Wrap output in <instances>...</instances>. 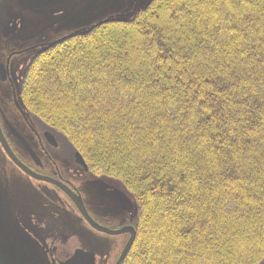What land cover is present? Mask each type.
Returning a JSON list of instances; mask_svg holds the SVG:
<instances>
[{
    "label": "trees",
    "instance_id": "obj_1",
    "mask_svg": "<svg viewBox=\"0 0 264 264\" xmlns=\"http://www.w3.org/2000/svg\"><path fill=\"white\" fill-rule=\"evenodd\" d=\"M160 11L164 25L183 20L191 38L161 28L153 17ZM130 31L143 34L157 61L179 64L178 73L184 59H205L189 88L175 79L169 89L175 76L167 71L111 73L113 60L104 58L89 67L93 88L62 79L64 52L95 54L96 41L120 43ZM107 83L131 107L113 95L81 101ZM26 85L37 124L134 200L136 238L123 264H264V0H151L130 21L46 50Z\"/></svg>",
    "mask_w": 264,
    "mask_h": 264
},
{
    "label": "flooded vegetation",
    "instance_id": "obj_2",
    "mask_svg": "<svg viewBox=\"0 0 264 264\" xmlns=\"http://www.w3.org/2000/svg\"><path fill=\"white\" fill-rule=\"evenodd\" d=\"M37 1L0 0V237L19 233L27 247L34 251L35 263H46L45 255H50L54 264H61L77 250L73 244V230H67L60 219L61 237L49 238L50 244L46 245V235H53V229L46 227L44 204L30 207L28 201H24L26 188L10 181L14 177L35 182L33 190L40 200L51 196L53 190L54 194L62 196L54 202L65 215L63 219L73 221L80 216L95 231L68 193L80 197L87 214L105 230H135L136 216L125 218L122 214H114L112 219L116 227L109 228L102 219L108 220L109 214L92 215L84 193L72 180L75 171L70 169L65 173L62 168L67 169L73 162L90 181L103 184L105 180L93 174L89 167L78 164L77 152L68 149L57 134L37 124L26 99L29 67L39 53L55 42V36L88 28L109 17L132 13L136 0H56L48 6H38ZM108 183L105 190L114 192L116 186ZM120 235L127 238L113 264H117L130 238L128 232L110 236ZM22 250L29 253V249L22 247ZM15 251L8 244H0V256L7 264H22Z\"/></svg>",
    "mask_w": 264,
    "mask_h": 264
},
{
    "label": "rangeland",
    "instance_id": "obj_3",
    "mask_svg": "<svg viewBox=\"0 0 264 264\" xmlns=\"http://www.w3.org/2000/svg\"><path fill=\"white\" fill-rule=\"evenodd\" d=\"M110 1V0H108ZM116 1V0H111ZM150 0H140L139 7L146 6ZM156 22L163 24L161 28H164L167 30L168 28L171 29L174 33L186 37L191 38L192 30L188 29L184 23L183 20L177 18H171L168 24L165 22H162L164 18L163 12H158L153 16ZM170 25V26H168ZM147 31V30H146ZM150 34V33H149ZM60 36H55L53 38L54 41L62 38ZM185 39V38H184ZM120 43H117V39L111 38L107 43L104 45H100V40L95 42L94 46H99V49L97 51H93L95 54L88 52V49H82L78 47H74L72 50H69L67 52H64V60L63 63H61V69L67 68V70H63L60 75L62 79L64 77H69L73 80V82H77L80 86H87L90 88H93L94 84H96L92 79L96 80L94 78V74L92 75V72L88 73L89 67L101 59L103 60H113L114 66L109 68L108 71L111 73L113 72H132L133 69H137L136 71L137 76H141L142 72H148L149 70L155 71L158 74L163 73L165 71L169 72L170 75L173 77L171 79L172 81L169 82V89L174 86L175 79L178 80L177 82L180 85H183L184 87L189 88V80L192 75L195 73L193 72L194 69L201 68V64L205 61V59L199 60L198 57L195 56V59H188L187 61L182 57L181 55V48L177 46L175 49L178 51L179 58L184 59V65L187 66V69L182 72L174 71L179 68V64H176L172 59L169 60H161L157 61L155 53L150 55L149 52H151V48H149V45H147V42L144 41L143 34L138 31H130L125 33L118 41ZM183 44L182 42L180 43ZM181 49V50H180ZM88 50V51H87ZM149 53V54H148ZM77 55V56H76ZM78 57V58H75ZM39 57V56H38ZM125 58V59H123ZM190 62H193V65L190 64ZM202 62V63H201ZM88 66V67H87ZM50 67L49 69H51ZM91 68V67H90ZM174 68V70H172ZM51 71V70H50ZM47 73V77H52L55 79V75H52L51 72ZM134 71V70H133ZM174 71V72H173ZM194 73V74H193ZM118 74V73H117ZM173 74V75H172ZM44 75V74H43ZM92 75V76H91ZM81 76L83 78L82 81L79 82V77ZM41 80V77L39 78ZM85 79V80H84ZM56 80L60 81V79L56 78ZM45 85V84H44ZM46 86V85H45ZM166 88V87H165ZM119 90L115 88L114 83H107L103 85L99 89H92L89 90L87 96L82 97L81 101H87V98L91 101L95 98L99 97H106V96H112L116 101H119L121 104L125 105L126 107H131L133 99L128 97L126 93L118 92ZM111 102V101H110ZM112 103V102H111ZM82 105V102L79 104V106ZM61 135H59L60 137ZM61 141L66 145L68 149L73 148L68 144L69 142H64L62 137H60ZM75 171V177L72 179L75 184L82 190L84 193V196L88 202V206L90 209V212L95 217L97 214H109L107 217L108 220H106V217H102L104 220V224L109 228L116 227L112 216L114 214H122L125 218H128L130 216H134L136 213V205L133 199L130 198L126 199V195H124V192L122 194H118L116 189L114 192H108L105 190V185H107V179L104 178L105 181H103V184H99L95 181H90L89 176L77 168L74 163L72 162L69 164L66 168H62V170L66 173L69 170ZM95 174L94 172H92ZM99 178L100 175L95 174ZM103 177V176H102ZM14 185L17 183L21 187L26 188L25 195H24V201H28L29 206H37L38 203H42V206L44 204V214L46 218V227L53 229V235H46V245L49 246L48 239L51 237H54L57 239V237H61L60 231H59V221L62 219L64 221V227L68 229L73 230V244L74 247H77V249H82L85 251H91L94 252L96 255V260L98 264H113L116 257L118 256L123 244L126 241V235H120V236H110L107 234H103L100 232H97L90 228L81 218L78 216L73 221L69 219H63L65 218V215L62 214V212L59 210L58 204L54 202L55 198L60 199L62 196L59 194H54L53 190L51 191L52 195L45 196V199L40 200L38 196L35 194L33 190V184L35 182L29 181L26 178L19 177L13 178V180H10ZM97 181V180H96ZM109 182V181H108ZM36 184V183H35ZM109 185L114 187L113 183H108ZM111 187V188H113ZM49 189L50 187H46ZM109 189V188H108ZM68 231H65L67 233ZM5 236L0 237V244L3 245H9L13 247L15 251L16 256L20 259L22 264H37L35 261H37L36 256H34V251L27 247L26 241L21 237V234L13 232L4 234ZM19 246V247H17ZM22 247L29 249L27 251H23ZM23 252L26 255H22ZM33 259H36L33 261ZM126 260V259H125ZM45 261L44 264H54L52 257L50 255H45ZM50 262V263H49ZM125 262V261H124Z\"/></svg>",
    "mask_w": 264,
    "mask_h": 264
},
{
    "label": "water",
    "instance_id": "obj_4",
    "mask_svg": "<svg viewBox=\"0 0 264 264\" xmlns=\"http://www.w3.org/2000/svg\"><path fill=\"white\" fill-rule=\"evenodd\" d=\"M56 0H38L36 5L38 6H48L51 5L53 3H55ZM138 8V2L136 1V9ZM135 9V10H136ZM103 23V22H101ZM10 154V153H9ZM11 155V154H10ZM77 157V163L80 165H83L85 168L86 164L82 158V156L78 153L76 155ZM16 161V160H15ZM18 163V162H17ZM40 179H43L41 177H39ZM69 196H71V198L73 199V201L76 203V205L78 206L81 214L84 216V218L89 222V224L96 229L99 232H103V233H107L110 235H119V234H123V233H131V237L129 239V241L127 242L117 264H122L123 261L125 260V258L127 257L129 251L131 250L134 240H135V231L133 229H126V230H121V231H116V232H112V231H108L105 230L101 227H99L92 219L91 217L87 214L83 203L80 199V197L75 196L72 193H68ZM4 259L0 256V263L2 264H7L5 263ZM62 264H96V258H95V254L93 252H85L83 250H76L74 255L71 257V259H69L68 261L62 263Z\"/></svg>",
    "mask_w": 264,
    "mask_h": 264
}]
</instances>
